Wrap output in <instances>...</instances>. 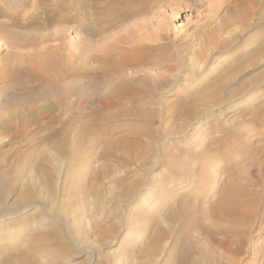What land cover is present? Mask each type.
I'll use <instances>...</instances> for the list:
<instances>
[{"label": "rangeland", "instance_id": "1", "mask_svg": "<svg viewBox=\"0 0 264 264\" xmlns=\"http://www.w3.org/2000/svg\"><path fill=\"white\" fill-rule=\"evenodd\" d=\"M55 1L0 0V264H264V0H145L131 17L112 0L62 23L39 7ZM75 1L71 16L91 0ZM86 35L93 54L142 45L147 82L102 87ZM52 49L71 66L44 56L41 81L28 62ZM230 184L258 201L217 212Z\"/></svg>", "mask_w": 264, "mask_h": 264}, {"label": "bare ground", "instance_id": "2", "mask_svg": "<svg viewBox=\"0 0 264 264\" xmlns=\"http://www.w3.org/2000/svg\"><path fill=\"white\" fill-rule=\"evenodd\" d=\"M42 1V0H41ZM79 1V0H78ZM104 1V2H103ZM115 1V0H114ZM124 3H126L127 8H126V17H131V16H134V15H140V14H143L145 13V5L147 2H145V0H122ZM56 3H46V2H43V4L41 3V5L39 6L41 9L43 8L44 9V12H45V19H49L50 21H53L55 20L56 22H64V21H73V22H81L83 20H87L85 19L86 17H89V18H92L95 20V17L96 15L98 14L99 12V8L102 6V4H104L103 7H107L110 2H112V0H91L89 1V3L86 4V10L85 11H80V10H77V14L76 16H71L70 13H72L70 10V8H73V6L75 7L76 6V2L75 0H58V1H55ZM86 2V0H85ZM243 2V1H242ZM114 3V2H113ZM84 5V4H83ZM124 6V5H123ZM82 7V6H81ZM125 7V6H124ZM247 7V6H246ZM147 8V7H146ZM69 11H68V10ZM75 9V8H74ZM110 9V8H109ZM67 10V11H66ZM103 10V8H102ZM240 10V9H239ZM66 11V12H65ZM80 11V12H79ZM108 13V12H107ZM124 14V13H123ZM241 14V13H240ZM70 16L71 17H74L73 19H70ZM98 16V15H97ZM99 17V16H98ZM245 19V18H244ZM96 23V22H95ZM84 25V24H83ZM5 27V26H4ZM84 27V26H83ZM2 28V27H1ZM63 28V27H62ZM86 28V27H85ZM91 28V27H90ZM115 28V27H114ZM97 29V28H96ZM95 29V30H96ZM116 29V28H115ZM64 30V29H63ZM94 30V29H93ZM101 30V29H99ZM98 30V31H99ZM108 30V29H107ZM112 30V29H111ZM62 31V30H61ZM83 31V30H82ZM103 31V30H102ZM101 31V32H102ZM63 33V31H62ZM119 33V32H118ZM117 33V34H118ZM108 34V33H107ZM113 34V33H112ZM110 35V34H109ZM6 36V35H5ZM112 36V35H110ZM86 42L83 46V48L80 47V49L82 50V53L86 56H84V59L86 61L83 60V63H85L83 69L86 67V68H89L92 66L89 65V61L88 60H92L91 62H97L95 65V68H92L94 70V72H92V69L91 71H87L85 70L86 74H91L92 75V78H94V80H98L97 83L101 84L102 87L104 86V88H107L105 85H103L104 83H109V88L110 87H117L118 85H123L124 87H128L131 83L135 82V83H140V84H144L147 79V77L141 75V74H135L133 72V68L136 67V65H139L140 63H145V62H148V60H146V58L144 57L143 54H141V52L143 51L144 47H141L142 45H136L137 43L134 42V40H132V42H129V41H126L124 39L123 36H119V38L117 39L115 37V39H117L118 41L115 42V40L113 42H110L108 41L109 43H106L108 45H105L104 47L102 45H100L96 50L97 52H95L94 54L92 53L94 51V39L93 37H91V35H86ZM85 37L84 40H85ZM211 37V36H210ZM55 38V36H54ZM57 38V37H56ZM60 38V37H59ZM49 39V38H48ZM62 40V38H60ZM110 39H112V37H110ZM52 40V39H51ZM50 40V41H51ZM59 41V39H57ZM212 40V39H210ZM209 40V41H210ZM57 41V42H58ZM112 41V40H111ZM234 42L236 40H233ZM232 41V42H233ZM21 42V41H20ZM56 42V43H57ZM123 42H126L123 44ZM231 42V41H230ZM105 43V44H106ZM226 43V42H224ZM62 44V43H61ZM80 44V43H79ZM235 44V43H233ZM82 44H80L81 46ZM52 46V45H50ZM79 46V45H78ZM232 46V45H231ZM54 47V46H53ZM146 47V46H145ZM59 48V47H58ZM226 49V47H224ZM16 49V48H15ZM63 49H61L62 51ZM70 50V49H69ZM39 52V51H38ZM64 52V51H62ZM69 52V51H68ZM81 52V51H80ZM144 52V51H143ZM41 53V52H40ZM66 53V52H64ZM63 53V54H64ZM55 52L54 50H48L47 52H45L44 54L41 53V55H38L36 57V59H34L35 57H33L32 59L33 60H30V62H28V65H30L31 67H35L37 68L38 70V73L36 78H43V80L47 81L48 77L51 76V75H48L47 74V71H46V68L44 67V61L46 56L50 57V60L56 64V66L60 67V69H64V70H67L68 71V68L71 66V64H68L67 62V59L69 58V56L67 55V59H64L66 58L64 55L61 54L60 52V56H55ZM71 54L72 56V53H69ZM77 55V54H76ZM45 56V57H44ZM63 56V57H62ZM75 56V55H74ZM79 57V56H78ZM184 58V57H183ZM29 59V58H28ZM81 59V58H80ZM148 59V58H147ZM73 60V56H72V59ZM74 60H76L74 58ZM206 60V59H205ZM250 60V59H249ZM47 61V60H46ZM81 61V60H80ZM9 63V62H8ZM46 63V62H45ZM21 64V62H20ZM47 64V63H46ZM147 64V63H146ZM25 64H22L21 66H23ZM48 65V64H47ZM70 65V66H68ZM76 65V64H75ZM255 63L252 64V66H254ZM9 66V65H8ZM20 66V65H19ZM48 68V66H46ZM167 67V66H166ZM85 68V69H86ZM7 69V68H6ZM20 69V67H19ZM27 69V68H26ZM33 70V69H32ZM230 71H235L237 73V70H240V66L239 65H234V66H231L229 68ZM7 71V70H6ZM20 71V70H19ZM17 72V71H16ZM29 72V71H28ZM37 72V71H36ZM49 72V71H48ZM63 72V70H62ZM84 72V73H85ZM91 72V73H89ZM35 73V72H34ZM33 74V73H32ZM50 74H52L50 72ZM64 75V73H62ZM40 75V77L38 76ZM32 76V75H31ZM85 76V75H84ZM53 77V76H51ZM63 77V76H62ZM86 77V76H85ZM110 77H115L112 81V83H110L109 81L112 80ZM31 78H34L35 79V76L31 77ZM40 78V79H41ZM108 81H106V79H109ZM52 79V78H51ZM54 79V78H53ZM262 77H258L256 80H254V82L256 83H253L254 85H260L263 81H262ZM37 80V79H35ZM73 80V79H72ZM95 80V81H96ZM42 81V79H41ZM49 81V80H48ZM52 81V80H51ZM55 81V79H54ZM50 82V81H49ZM53 82V81H52ZM261 82V83H260ZM148 84V83H147ZM218 84V83H217ZM221 84V83H220ZM253 84L251 86H253ZM51 85V84H50ZM136 85V84H135ZM139 85V84H138ZM61 86V85H60ZM99 86V85H98ZM51 87H54L53 85ZM64 87V86H63ZM101 87V88H102ZM123 87V88H124ZM131 87V86H129ZM140 87V86H139ZM58 88V87H56ZM66 88V86H65ZM64 88V89H65ZM64 89L62 91H64ZM103 89V88H102ZM117 89V88H116ZM125 89V88H124ZM131 89V88H130ZM212 89V88H211ZM216 89V88H215ZM219 89V88H218ZM101 90V89H100ZM135 90H136V87H135ZM109 91V90H108ZM208 91V90H207ZM67 92V91H65ZM97 92V91H96ZM62 93V92H61ZM74 94V93H73ZM72 94V95H73ZM63 95V94H62ZM67 95V98L71 97L70 94L68 96V93H66ZM93 96V95H92ZM206 98V97H205ZM204 98V99H205ZM202 99V98H201ZM194 100V99H193ZM208 100V99H207ZM203 101V100H202ZM205 101V100H204ZM191 107V106H189ZM194 107V106H193ZM184 112V111H183ZM183 141H177L176 144L177 146H180V145H183L182 144ZM110 143V142H109ZM108 142L107 143H104L103 146V150L101 152V156L106 158L108 157L110 154H112V146L109 144ZM130 145H132L134 147V143H130ZM63 148V147H62ZM61 151H63V149L60 148ZM85 167H83V171L84 170H89L90 168L93 167V161L90 160V161H87L85 164ZM45 170V169H44ZM57 170V169H56ZM42 171V170H41ZM50 171V170H49ZM220 171V167H216V168H213L212 170H208V172L206 173L205 175V178H208L209 176H212L214 175V173H217ZM53 172V171H52ZM59 172V171H58ZM52 175V173H50ZM60 174V173H59ZM102 174V173H101ZM243 186H236L235 184H230V186H228V188L226 189L225 191V194L222 196V203L221 205L218 204L217 208L219 209H216L217 212H224V213H227L229 212L230 214H234V212L236 211H244V208H245V205L250 202V201H253V202H256L257 200V196L258 195H245V196H241L240 193L244 192L243 190ZM156 186L153 187V189L155 188ZM245 194V193H244ZM259 197V196H258ZM258 201V200H257ZM101 206V205H100ZM160 206V202L159 200L158 201H154V203H152L148 208L149 210L147 209V213H150V212H153L155 209L159 208ZM158 210V209H157ZM250 210V209H249ZM51 231V230H49ZM47 231V232H49ZM56 231V230H55ZM53 232V231H52ZM56 236V235H55ZM159 238V237H158ZM33 240H37L36 238H33ZM39 241V240H38ZM48 252H46V255H47ZM32 254V256H31ZM38 254L40 256H43L41 253H38V252H34V253H30V257H32L33 259H36L38 256ZM49 255V254H48ZM24 261L22 262V264H28V263H35V261L33 259H30V257H26L24 254L22 255ZM41 259V257H39ZM58 258V257H57ZM51 262V261H50ZM3 264H19V263H15L14 260L12 258H9V260H7L5 263ZM45 264V263H43ZM53 264V263H52Z\"/></svg>", "mask_w": 264, "mask_h": 264}]
</instances>
